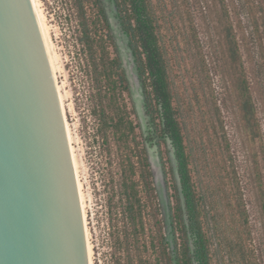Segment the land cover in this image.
Listing matches in <instances>:
<instances>
[{"label": "rangeland", "instance_id": "1", "mask_svg": "<svg viewBox=\"0 0 264 264\" xmlns=\"http://www.w3.org/2000/svg\"><path fill=\"white\" fill-rule=\"evenodd\" d=\"M39 1L58 56V79L88 201L93 264H166L168 209L162 184L175 208L176 161L170 144L155 146L146 138L149 120L137 112V93L109 85L95 67L104 48L111 58L117 55L118 43L135 89L132 58L111 2ZM153 3L210 262L264 264V0ZM236 46L233 59L230 48ZM111 117L131 120L135 132L125 128L123 135L116 134ZM145 155L154 175L150 195L140 175ZM125 175L134 178L142 198L135 222L126 209ZM176 235L181 244L179 229Z\"/></svg>", "mask_w": 264, "mask_h": 264}, {"label": "water", "instance_id": "2", "mask_svg": "<svg viewBox=\"0 0 264 264\" xmlns=\"http://www.w3.org/2000/svg\"><path fill=\"white\" fill-rule=\"evenodd\" d=\"M108 1L132 58L135 89L116 43L137 93V112L149 119L129 36ZM162 189L170 240L169 192L164 183ZM0 264H93L78 170L35 0H0Z\"/></svg>", "mask_w": 264, "mask_h": 264}, {"label": "trees", "instance_id": "3", "mask_svg": "<svg viewBox=\"0 0 264 264\" xmlns=\"http://www.w3.org/2000/svg\"><path fill=\"white\" fill-rule=\"evenodd\" d=\"M111 1L115 3L116 15L123 31L129 36V45L134 53L139 80L144 87L145 107L150 117L146 138L155 146H160L162 141L170 144L176 161V169L172 171L175 174L174 197L177 203L175 208L170 203L172 230L168 240V252L165 253L166 264H211L208 237L201 219L200 199L192 184L184 136L173 103L166 52L159 38L157 10L153 0ZM100 11L107 23L104 8L101 7ZM109 36L112 39L111 34ZM230 51L232 58L235 59L237 46L230 48ZM116 54L111 58L109 51L104 48L103 59L99 58L101 61L95 63V67L98 69L99 66L109 85L120 84L124 90L130 91L118 52ZM247 102L245 101L244 109L248 112ZM110 123L116 134L123 135L125 128L128 133L135 132V125L129 119L111 117ZM135 172L133 165L131 174ZM140 175L145 191L149 195L152 194L155 191L154 175L146 155L141 156L140 159ZM123 187L127 213L135 222L141 210L142 198L131 175L124 176ZM176 229L182 233L181 244L177 240Z\"/></svg>", "mask_w": 264, "mask_h": 264}, {"label": "bare ground", "instance_id": "4", "mask_svg": "<svg viewBox=\"0 0 264 264\" xmlns=\"http://www.w3.org/2000/svg\"><path fill=\"white\" fill-rule=\"evenodd\" d=\"M35 3H36V6H37V10H38L39 17H40V20H41V24H42V27H43V31H44V34H45V38H46V41H47L49 52H50V55H51V59H52V63H53V67H54V71H55V75H56V79H57V83H58V87H59V91H60V95H61V99H62V104H63V108H64V113H65V117H66V122H67L68 130H69V135H70V139H71V144H72L73 153H74L75 162H76L78 175H79V180H80V186H81V192H82V198H83V204H84V210H85V216H86V222H87V228H88V234H89V240H90V246H91V252H92V263H94V261H93V256H94L93 255V252H94L93 248L94 247H93L92 242H91L90 230H89V221H88V212H87V207H88V203L87 202L88 201H87L86 193L84 192L83 182L81 180L80 163H79V160H78V157H77L76 148H75V145H74V143H75L74 134H73L71 125H70V123H69V121L67 119V106H66V103H65V94L62 91V88H61L62 85H60L59 79H58V72H59L58 56L55 53L54 48H53V42H52V39H51V36H50L49 26L47 24L46 16H45V14L43 12V9L41 8L40 1L39 0H35Z\"/></svg>", "mask_w": 264, "mask_h": 264}]
</instances>
